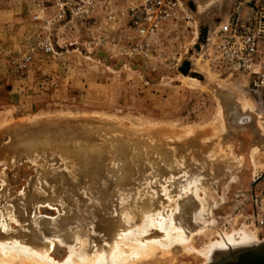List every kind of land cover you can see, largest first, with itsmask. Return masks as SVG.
<instances>
[{
    "label": "rangeland",
    "instance_id": "rangeland-1",
    "mask_svg": "<svg viewBox=\"0 0 264 264\" xmlns=\"http://www.w3.org/2000/svg\"><path fill=\"white\" fill-rule=\"evenodd\" d=\"M183 1L197 34L173 31L161 52L142 60L111 42L122 24L102 26L105 42L61 40L45 55L35 40L33 0H0V242L34 239L22 240L63 263L69 246L79 248V233L93 254L144 217L151 223L140 241L166 243L159 212L196 249L251 229L248 199L264 175V108L240 77L206 58L236 0ZM32 50L29 68L20 70ZM188 127L194 135L185 137ZM145 196L151 204L138 210ZM68 214L74 220L66 224ZM190 253L173 245L167 256L158 251L135 264H205Z\"/></svg>",
    "mask_w": 264,
    "mask_h": 264
},
{
    "label": "built area",
    "instance_id": "built-area-1",
    "mask_svg": "<svg viewBox=\"0 0 264 264\" xmlns=\"http://www.w3.org/2000/svg\"><path fill=\"white\" fill-rule=\"evenodd\" d=\"M32 22L38 27V50L55 53L54 43L107 41L105 24H122L111 42L126 56L151 60L178 29L197 34L198 25L183 0H33ZM87 36V39L83 37ZM208 62L243 80V86L264 108V0H236L232 11L210 41ZM35 50L22 57L26 71ZM249 228L264 240V175L251 191L247 207Z\"/></svg>",
    "mask_w": 264,
    "mask_h": 264
},
{
    "label": "bare ground",
    "instance_id": "bare-ground-1",
    "mask_svg": "<svg viewBox=\"0 0 264 264\" xmlns=\"http://www.w3.org/2000/svg\"><path fill=\"white\" fill-rule=\"evenodd\" d=\"M202 58V56H201ZM210 65V64H209ZM207 69V68H206ZM207 71V70H206ZM211 74V73H210ZM208 76V75H207ZM215 76V75H214ZM209 77V76H208ZM211 77V76H210ZM212 79V78H211ZM245 107L246 106H251V102L248 101V100H244L243 101ZM219 118V117H218ZM220 119V118H219ZM214 123H216L214 121ZM215 125V124H214ZM219 125V124H218ZM189 128V127H188ZM185 129V128H184ZM182 133V132H181ZM194 130L193 128H189L187 129L186 128V132L184 133L185 134V137H189V136H192L194 135ZM182 135V134H181ZM180 135V136H181ZM184 137V136H183ZM261 163V162H260ZM262 164V163H261ZM259 167H260V164H259ZM264 168V167H262ZM59 180V179H58ZM57 180V181H58ZM60 181V180H59ZM80 181V180H79ZM83 178H82V180ZM53 182V181H52ZM56 182V181H55ZM54 182V183H55ZM86 182V181H85ZM60 182L58 183H55V184H59ZM51 184V183H50ZM62 184V182L60 183ZM54 185V184H53ZM52 185V186H53ZM55 186V185H54ZM49 187V186H48ZM75 187V186H74ZM79 187H81V185H79ZM78 187V188H79ZM105 187V186H103ZM175 187V186H174ZM54 188V187H53ZM57 188V187H56ZM54 188V189H56ZM77 188V186L75 187V189ZM85 188V187H83ZM50 189H52V187H50ZM49 189V190H50ZM62 189V188H61ZM74 189V188H73ZM74 189V190H75ZM177 189V188H176ZM78 190V189H76ZM75 190V191H76ZM53 191V190H51ZM50 191V192H51ZM56 191L53 192V194L55 193ZM116 192V191H115ZM77 193V192H76ZM93 193V192H92ZM123 192H121V196L123 195L122 194ZM95 194V193H93ZM115 194V193H113ZM112 194V196H114ZM118 194V193H117ZM120 194V193H119ZM51 195H52V192H51ZM55 195V194H54ZM126 195V194H124ZM50 197V196H49ZM54 197V196H53ZM97 197V195H96ZM119 197V195H118ZM125 197V196H123ZM147 197V196H145ZM55 198V197H54ZM96 199V198H94ZM93 199V200H94ZM98 199V198H97ZM96 199V200H97ZM117 199V198H116ZM147 199H149L148 197L146 198V200H144V205H138V210H142L143 211V206H147V205H150L151 202L148 201ZM162 200V198H160ZM56 200V199H55ZM75 200V199H74ZM100 200V199H99ZM76 201V200H75ZM69 202V201H68ZM89 202V201H88ZM99 202V201H97ZM95 201H93V204L91 203V206L94 205V203H97ZM119 202V201H118ZM122 202V201H121ZM125 202V201H124ZM60 203V202H58ZM74 203V202H72ZM71 203V204H72ZM81 203V202H80ZM69 204V203H68ZM76 204H79V203H76ZM100 204V202H99ZM114 205V204H113ZM59 206V205H58ZM100 206V205H99ZM126 206V205H125ZM118 207V206H117ZM96 208V207H95ZM115 208V207H114ZM75 209V208H74ZM99 209V207H98ZM101 209L103 210L104 208H102L101 206ZM97 210V209H95ZM100 210V209H99ZM104 211H107L104 209ZM99 212V211H98ZM64 213V212H63ZM66 213V212H65ZM79 213V212H78ZM81 213L83 214V211H81ZM95 214V212H93ZM123 213V212H122ZM26 214V213H25ZM85 214V213H84ZM83 214V216H84ZM94 214H93V219H94ZM101 214V213H100ZM118 214V213H117ZM129 215H127L126 217L123 218V221H124V224L125 226H129L128 225V221H131L132 220V216H131V213H128ZM78 215V214H77ZM104 216V214H102ZM101 215V216H102ZM120 215V214H119ZM71 216V215H70ZM91 216V215H90ZM89 216V217H90ZM124 216V215H123ZM141 216V214L139 215ZM147 218L149 219H152V216L150 215L148 217L147 213L145 215ZM69 217V214L68 216H65V218L67 219V222L66 224L70 221V220H74V219H70ZM77 216H75L76 218ZM122 217V215H121ZM128 217V218H127ZM26 218V217H25ZM73 218V217H72ZM92 218V217H91ZM105 218V217H103ZM141 218V217H140ZM157 220L159 221V223L157 222L159 228L166 232V243L164 241H159V240H148V241H144V242H141L140 241V236L142 235L143 233V230L144 229H147L148 228V225H150L151 221L147 220L145 217L143 219L144 223L141 224V226L135 228V229H123V230H119V232L116 234V236L114 237V239H112V241L110 240L109 242H106V246H107V250L104 249L105 251H101V252H95L93 254H87L85 251V245L83 243V239L81 237H79L80 235H82V233L76 237V242L77 244L79 243L80 246L79 248H76L75 246H69V252H70V255L69 257H67V260L63 263H58L56 262L54 259L51 258V256L49 255L48 250H45V251H39V250H36V249H33L32 247H30L28 244L32 245V242L34 241H29L27 242L26 239L22 238L21 236V240L23 239L24 241H26L27 243L24 244L25 242H20V238L18 241L17 239H13V240H10L12 242H8V240L6 242H2L4 240V238H2V241L0 242V264H135L139 261H147L149 260L153 255H155L158 251H161V253H163V257H165V255L167 256L170 252H171V248L173 247V245H180L184 248L185 251L187 252H191L192 254L195 252L196 254L200 255L201 257L204 258L205 260V264H216L218 262H221L227 258H229L231 255L241 251V250H244V249H251V248H255L261 244L264 243V240L260 242L259 240V237H258V234L256 233V231H251L252 229H247V227H245L243 229L242 227V231L239 232V233H231V234H223V235H220V238L219 240H216V241H211L209 242L206 246L202 247L201 249H196L194 248L192 245V237H189L188 235L185 234V232L181 231V230H178V229H174L172 227L173 225V220L169 221L168 218L169 217H164L160 212L157 214ZM65 219V221H66ZM80 220V218H77L75 220ZM107 220V218H105ZM104 219V220H105ZM64 220V219H63ZM78 220V221H79ZM92 220V219H91ZM100 220V219H99ZM98 220V221H99ZM36 221V220H35ZM45 221V220H44ZM76 221V222H78ZM112 221V219H111ZM142 221V222H143ZM34 222V220H33ZM49 221H45V223H47ZM60 222L62 221H59L58 223L60 224ZM104 222V221H103ZM107 223V221H105ZM109 222V221H108ZM113 222V221H112ZM39 223V222H38ZM44 223V224H45ZM57 223V222H56ZM57 223V224H58ZM64 223V226L65 225V222L63 221ZM98 223V222H97ZM111 223V222H109ZM34 224V223H33ZM81 225V223H79ZM77 223V225H79ZM101 224V223H100ZM38 225V224H34V227ZM48 226L49 223L47 224ZM46 225V226H47ZM62 225V223H61ZM79 225V227H80ZM107 225V224H106ZM105 224L104 225H101V226H106ZM53 225L51 224L50 226V231L53 229H51ZM59 226V225H58ZM57 226V227H58ZM62 226V227H64ZM97 226V225H95ZM108 226V225H107ZM54 227V226H53ZM56 225L54 227V229L57 228ZM99 227V226H98ZM113 227V226H112ZM37 228V227H36ZM36 228H35V231H36ZM44 228V227H43ZM46 228V227H45ZM97 228V227H96ZM95 228V229H96ZM101 228V227H100ZM194 227L192 226V229ZM197 228V227H196ZM249 228V227H248ZM31 229V228H30ZM48 229V227H47ZM46 229V235L50 236V234L48 233V230ZM59 229V228H57ZM61 229V228H60ZM59 229V231H61ZM81 229L84 230V228L81 227ZM98 229V228H97ZM104 229H106L104 227ZM214 229V228H213ZM37 230H39L37 228ZM45 230V229H44ZM66 230L68 233L67 236H69L71 234V231H74V230H70V228L67 226L66 227ZM70 230V231H69ZM80 230L79 229H76L75 231H78ZM89 231V229H87ZM86 230V232H88ZM206 226L203 227L201 229V232H204L206 233ZM216 230V229H214ZM5 231V230H4ZM85 231V230H84ZM37 232V231H36ZM39 232V231H38ZM41 232V231H40ZM53 232V231H52ZM82 232V231H81ZM97 232V231H96ZM104 232V231H103ZM103 232L102 233V236L101 238L103 237ZM109 232V231H108ZM106 231V233H108ZM196 232V231H195ZM218 232V231H217ZM1 233V232H0ZM48 233V234H47ZM54 233H56V230H54ZM53 233V234H54ZM70 233V234H69ZM74 233V232H73ZM76 233V232H75ZM78 233V232H77ZM76 233V234H77ZM84 233V232H83ZM193 233V232H191ZM219 233V232H218ZM222 233V232H221ZM39 234V233H38ZM37 236H40L38 235ZM69 234V235H68ZM88 234V233H87ZM20 235V234H19ZM22 235V234H21ZM101 235V234H100ZM186 235V236H185ZM18 236V235H17ZM16 236V237H17ZM23 236V235H22ZM71 236V235H70ZM86 236V235H85ZM136 236V238H135ZM1 237V236H0ZM19 237V236H18ZM88 237H90L88 235ZM26 238V236H25ZM43 238V237H42ZM87 238V237H86ZM7 239V238H6ZM5 239V240H6ZM71 239V238H70ZM89 239H92V238H89ZM69 240V238H68ZM72 240V239H71ZM103 240H104V237H103ZM37 241V240H36ZM99 241V240H98ZM102 241V239H101ZM35 242V241H34ZM33 242V243H34ZM39 242V240L37 241ZM93 242V241H92ZM103 242V241H102ZM105 242V241H104ZM11 243V244H10ZM35 244V243H34ZM75 244V245H77ZM86 244V243H85ZM37 246V245H36ZM40 245H38L39 247ZM99 246V245H98ZM90 247V246H89ZM88 247V248H89ZM104 247V244L103 246ZM41 248V247H39ZM100 248V247H99ZM87 249V248H86ZM103 249V248H102ZM90 250V249H89ZM190 253V254H191ZM165 254V255H164Z\"/></svg>",
    "mask_w": 264,
    "mask_h": 264
},
{
    "label": "water",
    "instance_id": "water-1",
    "mask_svg": "<svg viewBox=\"0 0 264 264\" xmlns=\"http://www.w3.org/2000/svg\"><path fill=\"white\" fill-rule=\"evenodd\" d=\"M216 264H264V243L255 248L241 250Z\"/></svg>",
    "mask_w": 264,
    "mask_h": 264
}]
</instances>
